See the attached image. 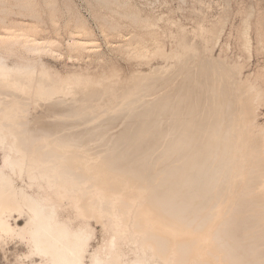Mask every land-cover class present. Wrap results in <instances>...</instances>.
Masks as SVG:
<instances>
[{"label": "rangeland", "instance_id": "rangeland-1", "mask_svg": "<svg viewBox=\"0 0 264 264\" xmlns=\"http://www.w3.org/2000/svg\"><path fill=\"white\" fill-rule=\"evenodd\" d=\"M0 56L7 59L9 65H24L30 61L40 71L42 69L49 71L51 75L49 80L53 79L49 82L47 77L36 75L37 84H44L46 87L49 86L47 83L51 82L50 86L60 84V81L63 83L73 76H79L84 81L87 78L88 82L85 81L87 84L83 82L84 86L72 87L69 99L58 95L44 103L39 112L42 119L36 116L39 124L37 132L41 134L44 128V136L41 134L38 137L42 138L40 139L42 142L39 139L29 141L28 134L33 132L32 125L36 119L33 118V115L34 117L36 115L33 112L34 102L25 97L26 95H17L5 89V86H2L3 89L0 86V98L3 109L15 105L9 111L8 120L16 119V124L21 129L19 138L24 136L23 138L27 140L25 142L23 138V140L20 139L22 141L20 144L32 147L34 145L32 142L37 143L41 147L42 161L47 168L45 169L56 176L60 173L62 179L66 178L64 180L69 186L77 185L79 193L82 192L79 194L80 199L82 198L80 204L85 206L83 208L88 216L85 221L94 233L90 241L91 254L104 251L108 242H112L116 256L120 257L118 264H123L136 258L137 250L141 245L139 243L145 242L147 245L153 242L156 253L160 252L157 250L160 248L158 246H162V249L165 245H167L166 253L170 252L173 246L175 251L178 250L176 254L179 257L175 256L173 264L177 261L176 264H183L187 259L189 263H192L194 259L195 264H264V0H0ZM162 109L163 112H161ZM42 111H45L43 112L45 115ZM42 114L46 117L50 116L49 119ZM129 128L132 130L135 128L133 131L137 130V133L130 131ZM203 128L207 130L204 131ZM122 133H126V138L129 136L131 138L124 141L126 143L130 140L126 143L130 144H128L129 148L126 145L125 151L122 140L126 138ZM183 135L185 136L183 144L178 142L183 145L182 149L175 143L180 149L176 148L175 151L176 146L173 143L183 138ZM187 135L189 138L186 141ZM197 135L203 139L196 137ZM117 136L122 144L120 149L117 147L119 144L116 140ZM192 136H195L196 142L197 138L201 140L197 144L198 147L194 145L195 140L190 143V139H194ZM106 137H111L108 139L113 142L110 143ZM154 137L157 141L159 138V142L164 137V145L158 142L160 144L158 148ZM171 140L175 141L172 143ZM205 141L211 143V145L209 143L210 146L207 144L211 157L207 154V146L202 145ZM170 142L174 147L167 145L171 144ZM69 143L72 145H70L71 148L67 146ZM64 145L69 149L64 148ZM78 145L80 148L76 150ZM138 145L143 150L138 148ZM148 145H151V148L154 146L155 150L152 151L158 154L149 151L152 154L150 158V155H147L149 152H146L150 149ZM107 146L113 147L110 149ZM134 146L142 154L146 153L148 159H145L147 156L143 154L146 157L140 160L141 152L138 149L132 150ZM116 147L118 151L123 150L122 153L115 152L118 158L121 155L119 159L125 157L124 155L131 150L132 157L130 153V156L123 160H126V163L130 161L131 167L134 160L139 158L135 163L139 164L140 160L141 164L134 163V166L137 168L140 166L138 169L141 168V171L137 168L138 171L136 169L134 172L128 171L129 164L124 163L123 160L120 161L114 155L113 148L116 149ZM59 148L61 152L58 151ZM81 148L86 150L87 157L91 156L89 157L91 159L84 157L86 152L84 153ZM134 152H139L140 155L138 153L134 155ZM70 154H72L71 161L70 157L66 158ZM198 156L200 159L207 156L208 161L206 162L203 158L205 164H201L202 167L199 169L201 171L192 175L190 172L185 174L183 179L185 184L179 187L182 195L178 192L176 195L178 198L175 200L176 196L174 197L175 205H178V202L181 207L186 206L183 212H176L179 205L175 211H172L171 204L159 207L157 200L154 199L155 203L150 200L153 196L150 193H156L154 195L157 196L159 192L157 190L161 188L160 179L165 182L170 176L168 172L170 169L172 171V168L176 169L180 166L185 172V168L191 165L190 160L193 161ZM144 159L147 161L145 162ZM200 159L199 163H202L203 160L200 162ZM72 161L76 163L72 164ZM195 162L198 163V161ZM101 164H104L102 168ZM116 164H121L122 168ZM125 164L127 166H124ZM96 165L98 168H94ZM147 165L153 167L148 169ZM108 166H110L109 169ZM56 169L58 174L51 172ZM105 169L108 170L105 171ZM142 169L147 171L143 172ZM99 170H103V173ZM104 172L106 177L102 176ZM116 172L119 174L117 175ZM137 172L141 176L148 173L145 176L147 179L139 178ZM212 172L215 174L213 177ZM39 173L37 172V176L34 175V177H38L37 180L40 181ZM130 174H136L134 175L136 178ZM154 174H157L154 177L160 180L158 183L157 180L152 179ZM28 178L30 177L25 174L20 184L26 187L31 183L34 184V180ZM52 178L54 181V177ZM202 178L205 180L201 181ZM121 179L124 180L120 181ZM37 180L32 191L38 193L48 188L46 179L42 177L39 183ZM144 185L145 187H142ZM109 186L112 191L115 186V190L112 192ZM93 188L95 189L92 190ZM156 188L158 189L155 190ZM143 189L146 195L145 202L136 204L132 198H137L135 196H138L139 190ZM151 189L153 191L150 192ZM98 190L105 196L104 200H100L101 203L96 193ZM179 194L186 198L185 201H182L183 198ZM115 196L120 199L113 200ZM155 196L153 197L156 198ZM87 199L89 201L83 204ZM112 201L118 203L113 206ZM144 207L146 209H143ZM155 207L156 210L159 209L158 212L154 209ZM74 209L73 206L65 205L63 213L72 219L73 226L77 227L85 221ZM117 209L119 210L116 211ZM155 212L159 214L156 215ZM94 213L99 215L100 219L90 217ZM110 213H113L112 218L113 215L114 218L117 214L120 217L122 215L121 218L119 217L122 222L124 221L123 223L120 221L122 230H118L120 227H114L119 218L112 219ZM160 214L165 220H161ZM151 218H155L154 224L148 222ZM20 224L23 225V222L21 221ZM116 229L117 232L123 231L122 235L116 233ZM177 230L182 231L177 239L173 240L172 235ZM136 243L139 244L137 250ZM28 249L14 242H8L4 248L0 246V264H31L30 261L36 264L41 263V257L38 256L33 257V260L25 258V255H28ZM113 261L116 259L113 258ZM90 262L89 258L88 263Z\"/></svg>", "mask_w": 264, "mask_h": 264}, {"label": "bare ground", "instance_id": "bare-ground-1", "mask_svg": "<svg viewBox=\"0 0 264 264\" xmlns=\"http://www.w3.org/2000/svg\"><path fill=\"white\" fill-rule=\"evenodd\" d=\"M199 5V4H198ZM204 29V28H203ZM204 31V30H203ZM206 32V31H205ZM204 33V32H203ZM185 38V37H184ZM182 40V39H181ZM180 42V41H179ZM186 45V44H185ZM183 46V45H182ZM184 47V46H183ZM8 51V50H7ZM9 52V51H8ZM13 53V52H12ZM176 53V52H175ZM14 54V53H13ZM16 56V55H15ZM207 57V56H206ZM182 58V57H181ZM172 59H174V58H172ZM180 60V59H179ZM192 60V59H191ZM18 61V60H17ZM22 61H23V59H22ZM24 62H26V61H24ZM186 67V66H185ZM41 68H43V67H41ZM45 68V67H44ZM183 68V67H182ZM166 70V69H165ZM53 71V70H52ZM38 74H40V75H42L43 77H47V81L49 82V81H52V80H49V79H51V75H50V73H49V71H46V69L44 70V69H42L41 71L37 68V66H35L34 64H31L30 63V61H28L27 62V64H24V65H16V64H14V65H9L8 63H7V59H5V58H3V57H1L0 56V86H1V88H2V86L4 87L5 86V89H9L10 91H13V92H15V93H17V95L18 94H20V95H23V96H25V97H27L29 100H31V102H34V106H33V109H34V111L33 112H35L36 113V115H35V117H34V115H33V118H36V116L38 115L39 116V112H40V110H41V108L44 106V103L47 101V100H49V99H52V98H54L55 96L57 97L58 95H60V96H65V98L66 97H68V99H69V95L72 93V87L73 86H78V87H81V86H84V84H83V82L84 83H86L85 81H87L86 79H85V81H84V79H82L81 77H79V76H73V77H68L69 79H67V80H63L64 82L63 83H61L62 81H60V84H56V85H52L51 84V86H50V83H47V85L49 84V86H44V84H42V85H40V84H37V81H36V75H38ZM180 74V73H179ZM40 75H38V76H40ZM72 76V75H71ZM220 76V75H219ZM225 77V76H224ZM38 79V78H37ZM42 79V78H41ZM221 80V79H220ZM226 80V79H225ZM40 81V80H39ZM222 81V80H221ZM57 82H59V80L57 81ZM56 82V83H57ZM88 82V81H87ZM42 83H44L43 81H42ZM83 84V85H82ZM87 84V83H86ZM101 84V83H100ZM227 84V83H226ZM103 86V85H102ZM105 86V85H104ZM103 86V87H104ZM108 86V85H107ZM97 87H98V85H97ZM109 87V86H108ZM183 87V86H182ZM107 88V87H106ZM3 89V88H2ZM1 89V90H2ZM93 89V88H92ZM226 89V88H225ZM105 91V90H104ZM183 91V90H182ZM5 93H6V90H5ZM14 94V93H13ZM113 94V93H112ZM111 94V95H112ZM171 94V93H170ZM12 95V94H11ZM10 95V96H11ZM19 95V96H20ZM180 95V94H179ZM206 95V94H205ZM214 95V94H213ZM4 96V95H3ZM18 96V97H19ZM8 97V96H7ZM6 97V98H7ZM16 97V96H15ZM72 97V96H71ZM164 97V96H163ZM5 98V97H4ZM4 98H3V100H4ZM5 98V99H6ZM11 98H12V96H11ZM20 98V97H19ZM172 98V97H171ZM185 98V97H184ZM229 98V97H228ZM10 98H8V100H9ZM57 99V98H56ZM67 99V100H68ZM138 99V98H137ZM202 100H203V97L201 98ZM20 100V99H19ZM64 100V99H63ZM71 100V99H70ZM15 101V100H14ZM173 101V100H172ZM183 101V100H182ZM200 101V100H199ZM214 101V100H213ZM226 101H227V99H226ZM18 102V101H17ZM48 102V101H47ZM162 102V101H161ZM166 102H168V101H166ZM224 102V101H223ZM7 103V102H6ZM21 103V102H20ZM67 103V102H66ZM124 103V102H123ZM159 103V102H158ZM164 103V102H163ZM236 103V102H235ZM13 104H15V102L13 103ZM212 104V103H211ZM226 104V103H225ZM20 105V104H19ZM47 105V104H46ZM45 105V106H46ZM199 105V104H198ZM2 106H3V102H2V99L0 98V246H2L3 248L6 246V244L9 242H14V243H19L20 245H23L24 247H27V248H29L28 250H29V252H28V255L26 254L25 255V258L26 259H31V260H33V257H36V256H38V257H41V260H42V262L41 263H39V264H89L88 263V260H89V258H90V260H91V262H90V264H118V261H119V255L118 256H116V253H115V246H114V244L112 243V242H108V246L106 247V248H104L105 250L104 251H102V252H96V253H90V241L92 240V238H93V231L91 230V228H90V225L89 224H87V222L85 221V220H87L86 218L88 217L86 214H85V211H84V208H83V206L80 204V201H81V199H80V197H79V194H81V193H79V189H78V187H77V185H72V186H69V184L67 183V182H65V180L64 179H66V178H64V179H62L63 177L61 176V175H59L57 172H58V170L56 169V170H54V171H51L52 173H56V174H58V176H56L55 174H51V173H49V171L48 170H46L47 168L46 167H44V165H45V163L42 161L43 159H42V153H41V147H39L38 145H37V143H34V142H32L34 145L32 146V147H30V146H23L22 144H20L22 141H20V139H22L23 137H22V135H21V137L22 138H19V136H20V134L21 133H19L20 132V126L18 125V124H16V119H12V121H10V120H8V116H9V111L12 109V108H14L15 107V105H11V106H8L7 108H5V109H3L2 108ZM5 106V105H4ZM49 106V105H48ZM122 106V105H121ZM165 106H167V104L165 105ZM168 106H169V103H168ZM179 106V105H178ZM53 107V106H52ZM158 107V106H157ZM230 107V106H229ZM237 107V106H236ZM20 108V107H19ZM51 108V107H50ZM206 108V107H205ZM44 109H47V108H45L44 107ZM43 109V110H44ZM55 109V108H54ZM166 109H167V107H166ZM165 109V110H166ZM176 109V108H175ZM223 109V108H222ZM225 109H226V107H225ZM228 109V108H227ZM115 110V109H114ZM159 110H160V108H159ZM190 110V109H189ZM188 110V111H189ZM213 110H215V109H213ZM50 111H52V110H50ZM151 111V110H150ZM164 110L162 109V111L161 112H163ZM181 111V110H180ZM194 111V110H193ZM192 111V112H193ZM228 111H230V110H228ZM43 112H45V111H42V113ZM176 112V111H175ZM34 113V114H35ZM79 113V112H78ZM182 113V112H181ZM197 113V112H196ZM223 113V112H222ZM44 114V113H43ZM42 114V115H43ZM227 114V113H226ZM41 115V116H42ZM45 115V114H44ZM43 115V116H44ZM104 115V114H103ZM192 115V114H191ZM26 116V115H25ZM42 116V117H43ZM54 116V115H53ZM52 116V117H53ZM150 116V115H149ZM187 116H188V114H187ZM211 116V115H210ZM217 116V115H216ZM44 117H46V116H44ZM43 117V118H44ZM48 117V119H49V117L50 116H47ZM46 117V118H47ZM146 117V116H145ZM155 117V116H154ZM157 117V116H156ZM159 117V116H158ZM180 117V116H179ZM194 117V116H193ZM221 117V116H220ZM12 118V117H11ZM39 118H40V116H39ZM116 118V117H115ZM144 118V117H143ZM147 118H149V117H147ZM162 118V117H161ZM211 118V117H210ZM215 118V117H214ZM19 119V118H18ZM40 119H42V118H40ZM54 119V118H53ZM141 119V118H140ZM144 119H146V118H144ZM217 119V118H216ZM34 120V119H33ZM59 120V119H58ZM142 120V119H141ZM186 120H187V118H186ZM223 120V119H222ZM39 121V120H38ZM42 121V120H41ZM50 121V120H49ZM54 121V120H53ZM93 121H95V120H93ZM194 121V120H193ZM202 121V120H201ZM218 121V120H217ZM225 121H227V120H225ZM131 122V121H130ZM182 122V121H181ZM187 122V121H186ZM205 122V121H204ZM207 122V121H206ZM237 122V121H236ZM19 123V122H18ZM51 123H53V122H51ZM158 123V122H157ZM201 123V122H200ZM41 124V123H40ZM46 124V123H45ZM62 124V123H61ZM101 124V123H100ZM128 124H130V123H128ZM134 124V123H133ZM144 124H145V122H144ZM148 124V123H147ZM170 124V123H169ZM175 124V123H174ZM186 123H184V125H185ZM208 124V123H207ZM219 124H220V121H219ZM219 124H217V125H219ZM229 124V123H228ZM52 125V124H51ZM132 125V124H131ZM141 125H143V124H141ZM171 125H172V123H171ZM177 125H179L178 123H177ZM183 125V126H184ZM192 125H194V124H192ZM227 125V124H226ZM33 132L31 133L30 131H32L31 129H30V134H28L29 136V138H27V139H29V141L30 140H32V141H36V139H39V141H41L40 139H42V138H38V137H40V135L42 134V136H44V128L42 129V131H41V134L39 133V132H37V130L39 129V124H38V122H37V118L34 120V123H33ZM47 126V125H46ZM49 126V125H48ZM128 126V125H127ZM137 126V125H136ZM136 126H134V127H136ZM175 126V125H174ZM180 126V125H179ZM179 126H177V127H179ZM197 126H199V125H197ZM221 126V125H220ZM224 126V125H223ZM131 127V126H130ZM143 127V126H142ZM156 127V126H155ZM168 127V126H167ZM182 127V126H181ZM192 127V126H191ZM190 127V128H191ZM205 127V126H204ZM215 127H216V125H215ZM219 127V126H218ZM234 127V126H233ZM60 128V127H59ZM170 128V127H169ZM172 128H175V127H172ZM226 128V127H225ZM135 128H133V130H134ZM137 129V128H136ZM146 129V128H145ZM151 128H149V130H150ZM180 129V128H179ZM188 129V128H187ZM216 129V128H215ZM224 129V128H223ZM231 129V128H230ZM23 130V129H22ZM77 130V129H76ZM126 130H128V129H126ZM129 130L130 131H133L132 130V128L130 129L129 128ZM153 130V129H152ZM159 130V129H158ZM174 130V129H173ZM203 130H204V128H203ZM205 130H207V129H205ZM204 130V131H205ZM58 131V130H57ZM123 131H125V129L123 130ZM140 130H138V132H139ZM142 132H143V128H142V130H141ZM140 131V133H142ZM168 131V130H167ZM170 131V130H169ZM172 131V130H171ZM179 131V130H178ZM181 131V130H180ZM179 131V132H180ZM187 131V130H186ZM217 131V130H216ZM223 131V130H222ZM133 132H136L137 133V130H135V131H133ZM148 132V131H147ZM152 132V131H151ZM178 132V133H179ZM210 132V131H209ZM227 132V131H226ZM230 131H228V133H229ZM56 133V132H55ZM129 132H127V134H128ZM132 133V132H131ZM135 133V134H136ZM145 133V132H144ZM191 133V132H190ZM121 134V133H120ZM123 135H124V138H126L127 136H126V133L124 134V133H122ZM132 134H134V133H132ZM134 134V135H135ZM139 134V133H138ZM150 134V133H149ZM155 134V133H154ZM158 134V133H157ZM184 134V133H183ZM186 134V133H185ZM184 134V135H185ZM194 134H195V131H194ZM205 134V133H204ZM207 134V133H206ZM46 135H48V133L46 134ZM101 135V134H100ZM106 135V134H105ZM118 135H119V133H118ZM122 135V136H123ZM129 135H131L130 133H129ZM153 135V134H152ZM152 135H151V137H152ZM161 135V134H160ZM168 135V134H167ZM173 135V134H172ZM183 135V138L181 139H179V141H176V142H174V141H172L171 140V142L175 145V143H177L178 144V142L179 143H182L183 144V140L185 139V136ZM213 135V134H212ZM236 135H239V134H236ZM27 135H25V137H26ZM74 136V135H73ZM121 136V135H120ZM126 136V137H125ZM174 136V135H173ZM188 136V135H187ZM189 136H191L190 134H189ZM189 136L188 137H186L187 139H186V141L188 140V138H189ZM224 136V135H223ZM231 136V135H230ZM64 137V136H63ZM66 137V136H65ZM131 137H132V135H131ZM148 137V136H147ZM160 137V136H159ZM168 137V136H167ZM172 137V136H171ZM192 137H194V139H190V143H191V141H193V140H195V136H192ZM191 137V138H192ZM196 137H199L198 135L196 136ZM201 137V136H200ZM199 137V138H200ZM212 137V136H211ZM221 137V136H220ZM47 138V137H46ZM100 138V137H99ZM107 138V137H106ZM108 138H111V137H108ZM107 138V139H108ZM118 138H119V136H117L116 137V140L119 142V140H118ZM144 138V137H143ZM199 138H197V142H196V140L195 141H193V142H196V144H194V145H196L197 147H198V145L197 144H199L198 142L199 141H201L203 138L201 137L200 139ZM205 138V137H204ZM217 138V137H216ZM222 138V137H221ZM24 139V138H23ZM22 139V140H23ZM26 139V138H25ZM24 139V141L26 142L27 140H25ZM76 139V138H75ZM127 139H131L130 138V136H129V138H126L125 140L123 139L122 140V138H121V140L123 141V146H125L123 149H124V151L126 150L125 148H126V145H127V147H128V144H130V143H128V144H126L127 142H129L130 140H128L126 143L124 142V141H126ZM137 139V138H136ZM151 139V138H150ZM154 140H156V138L154 137L153 138ZM158 139V141H157V147L162 143H164L163 142V140H164V137H163V140L162 141H160L159 142V138H157ZM169 139V138H168ZM207 139L208 140H210L208 137H207ZM206 139V140H207ZM227 139V138H226ZM231 139H232V137H231ZM103 140V139H102ZM105 140V139H104ZM109 140V139H108ZM120 140V141H121ZM135 140V139H134ZM145 140V139H144ZM207 140V141H208ZM222 140V139H221ZM28 141V142H29ZM39 141H38V143H39ZM45 141H46V139H45ZM45 141H43V143L45 142ZM69 141V140H68ZM110 141V140H109ZM114 141H115V138H114ZM137 141V140H136ZM153 142V140H150V142ZM155 141V142H156ZM169 141V140H168ZM180 141H182V142H180ZM207 141H205L202 145L204 146V147H206L207 146V144L209 145V143H210V141L209 142H207ZM31 142V141H30ZM42 142V141H41ZM50 142V141H49ZM61 142V141H60ZM65 142V141H64ZM64 142H63V144H64ZM72 142V141H71ZM103 142H105V141H103ZM107 142V141H106ZM105 142V143H106ZM112 142H113V140H112ZM111 141H110V143H112ZM158 142L160 143V144H158ZM170 142V143H171ZM226 142V141H225ZM228 142H230V141H228ZM53 143V142H52ZM109 143V142H108ZM122 143V142H121ZM136 143V142H135ZM167 143V142H166ZM172 143L171 144H167V145H172ZM188 144H189V142H187ZM224 143V142H223ZM223 143H222V145H223ZM235 143V142H234ZM25 144H29V143H25ZM41 144V143H40ZM54 144V143H53ZM75 144V143H74ZM119 144H120V142H119ZM119 144H118V148L119 147H121L122 146V144H120V146H119ZM148 144V143H147ZM146 144V145H147ZM161 144V145H162ZM180 145V144H178V146L180 147V149H182V146L183 145ZM201 144H200V146H201ZM62 145V144H61ZM61 145H59V147L60 148H62L61 147ZM69 145V148H71L70 147V145H71V143H69V144H67V146ZM109 145H111V144H109ZM113 145H114V143H113ZM117 145V144H116ZM131 145H133V144H131ZM143 145V144H142ZM141 145V146H142ZM145 145V144H144ZM145 145V146H146ZM154 146H155V144H153ZM164 145V144H163ZM174 145H172L173 147H174ZM187 145V144H186ZM206 145V146H205ZM210 145H211V143H210ZM209 145V146H210ZM235 145V144H234ZM52 146V145H51ZM65 146V145H64ZM72 146V145H71ZM115 146V145H114ZM154 146H152V148H151V145H148V147L151 149H148V151H146V152H151L152 150H155V147ZM176 147H174L175 148V151H176V148H177V150H180L179 149V147H177V145H175ZM196 146H194V148L196 147ZM202 146V147H203ZM209 146H207V148H208V150H209ZM228 146V145H227ZM55 147V146H54ZM58 146H56V148H57ZM75 147V146H74ZM74 147H72V148H74ZM102 147V146H101ZM108 148H110V149H112V147H110V146H107ZM116 147V149H117V151H115L116 149H114L113 148V151H114V155H115V152H116V154L118 153V152H123V150H121V151H118L119 149ZM136 146H134L133 148H132V150L133 149H138L140 146L138 145L136 148H135ZM142 147H144V146H142ZM189 147V146H188ZM192 147V146H191ZM58 149V151L59 150H61V149ZM64 148H66V146L64 147ZM68 148V147H67ZM66 148V149H67ZM68 148V149H69ZM80 147H79V145H78V148H76V150L77 149H79ZM106 148V147H105ZM129 148V147H128ZM154 148V149H153ZM159 148V147H158ZM162 148V147H161ZM160 148V149H161ZM187 148V147H186ZM186 148H185V150H186ZM193 148V147H192ZM200 148V147H199ZM207 148H204V150L206 149L207 150ZM220 148H221V146H220ZM75 149V148H74ZM74 149H72V151L74 150ZM110 149H108V150H110ZM140 149H141V147H140ZM145 149V148H144ZM211 149V148H210ZM213 149V148H212ZM57 150V149H56ZM81 150H82V148H81ZM80 150V151H81ZM107 150V149H106ZM129 150V149H128ZM139 150V149H138ZM141 150H143V148L141 149ZM145 150H147V149H145ZM144 150V151H145ZM203 150V149H202ZM207 150V154L209 155V153L211 152L210 150L208 151ZM216 150H218V149H216ZM222 150V149H221ZM224 150H226L225 148H224ZM233 150V149H232ZM64 151V150H63ZM75 151V150H74ZM82 151H84V153L86 152V150H82ZM129 151H131V150H129ZM127 152V155H124L125 157H129L130 156V153H131V157H132V151L131 152ZM136 151V150H135ZM140 151V150H139ZM170 151V150H169ZM213 151V150H212ZM234 151V150H233ZM59 152H61V151H59ZM68 151L66 150V153H67ZM76 152V151H75ZM141 152V151H140ZM147 153V155H150V158H151V153ZM65 153V154H66ZM69 153H71V152H69ZM81 153V152H80ZM89 153V152H88ZM107 153V152H106ZM110 153V152H109ZM109 153L107 154V155H109ZM113 153V152H112ZM120 153V154H121ZM125 153V152H124ZM139 154L140 155V153L139 152H134V155L135 154ZM152 153H155L154 151H152ZM157 153V152H156ZM155 153V154H156ZM215 153V152H214ZM79 154V153H78ZM77 154V155H78ZM93 154V153H92ZM111 154V153H110ZM143 154L144 155H146V153H144L143 152ZM142 154V152H141V156H139V158H140V160H142L143 159V157L145 158L146 156H144ZM158 154V153H157ZM192 154V153H191ZM205 154V153H204ZM206 154V155H207ZM211 154V153H210ZM241 154V153H240ZM64 155V154H63ZM81 155V154H80ZM82 155H83V153H82ZM94 155V154H93ZM113 155V154H112ZM112 155H111V157H112ZM113 155V156H114ZM119 155V154H118ZM133 155V156H134ZM176 155V154H175ZM202 155V154H201ZM45 156V155H44ZM72 156V154H70V156H68V157H66V158H68L69 159V157H70V161H71V157ZM88 156H89V154H88ZM116 156V155H115ZM123 156V155H122ZM138 156H136V158L138 157ZM160 156H162V155H160ZM183 157H184V154L182 155ZM182 156H180V157H182ZM210 156V155H209ZM49 157V156H48ZM62 157V156H61ZM78 157V156H77ZM84 157H87V152H86V156H85V154H84ZM89 157H91V156H89ZM89 157H87L88 158V160L89 159H91V158H89ZM110 157V158H111ZM117 157V156H116ZM125 157H122V159H119V158H121V155L119 156V160L121 161V160H123V158H125ZM154 157V156H153ZM167 157V156H166ZM182 157V158H183ZM193 157V156H192ZM202 157V156H201ZM206 157L207 156H205V157H202V159H200V157L198 156V158H196V159H194L193 161H194V163H193V161H191L190 160V167L189 168H185V172L184 171H182L183 169H182V167H180V166H177V168L175 169V167H174V169L172 168V171H171V169H170V171H168L169 172V174H170V176L166 179V178H164V179H166V181L165 182H163L164 180L163 179H160L161 180V182L159 183V185L161 184L162 185V183H163V185L161 186L160 185V187L161 188H159V190H157L158 188H156L155 190H157V191H159V192H157V196H155L154 194H156V193H154V194H152V193H150V195H153V196H155L156 198H154L153 196V199H151L152 197H150V200H153L154 201V203H155V200H157L156 202H157V205L159 206V207H163V206H169L170 204H171V210L172 211H175V209L176 208H178L180 205H179V203L177 202V204L179 205H175V202L176 201H174V197L176 196V195H178V192L180 193V191H179V187L180 186H182V185H184L185 184V182H184V177H185V174L187 175V173L188 172H190V174L192 175V174H195V173H197L198 171H201V170H199L200 169V167H202L201 166V164H205V160H206ZM211 157V156H210ZM210 157H209V159H210ZM227 157V156H226ZM241 157V156H240ZM247 157V156H246ZM64 158V157H63ZM81 158V157H80ZM94 158V157H93ZM117 158H115V159H117ZM138 158V159H139ZM159 158V157H158ZM186 157H184L183 159H185ZM203 158L205 159V160H203ZM208 158V157H207ZM228 158V157H227ZM60 159V158H59ZM65 159V158H64ZM79 159V158H78ZM134 158H132V160H133ZM137 159V160H138ZM145 159H148V156L145 158ZM144 159V160H145ZM183 159H181L180 158V160H183ZM189 159V158H188ZM199 159H200V162H202V160H203V162L202 163H199ZM73 160L75 161V159L73 158ZM82 160H84L83 158H82ZM130 160V159H129ZM136 160V159H135ZM134 160V162H133V165H131V167H130V161H127V163L129 164V166L127 167V170L128 171H132V172H134L135 171V169L137 168V166H134V163L135 162H137V160L135 161ZM140 160L138 161V163L139 164H137V163H135V165L137 164V165H140L141 164V162H140ZM160 160L162 161V159L160 158ZM229 160V159H228ZM232 160V159H231ZM246 160V159H245ZM54 161V160H53ZM84 161H86V160H84ZM115 161V160H114ZM114 161H112L113 163H114ZM120 161H119V163H120ZM126 161V160H125ZM124 160H123V162L124 163H126ZM147 160H145V162H146ZM195 161H198V163H196ZM208 161V159L206 160V162ZM221 161H223L222 160V158H221ZM52 162V161H51ZM73 162V161H72ZM79 162V161H78ZM77 162V163H78ZM88 162V161H87ZM86 162V163H87ZM91 162H93L94 163V161H91ZM101 162V161H100ZM104 162V161H103ZM107 162V161H106ZM111 162V163H112ZM115 162H118V160L117 161H115ZM155 162H157V161H155ZM76 163V162H75ZM74 162L72 163V164H75ZM110 163V166L113 164H111ZM126 163V164H127ZM148 163V162H147ZM162 163V162H161ZM196 163V164H195ZM84 164V163H83ZM92 164V163H91ZM115 164V163H114ZM124 165V166H127V165ZM149 164V163H148ZM198 164H200V166H197ZM208 164H209V162H208ZM58 165V164H57ZM117 166L118 165H120L121 166V168H122V165L121 164H116ZM115 165V166H116ZM143 165H145V167H146V164L143 162ZM104 166V164H101V168ZM110 166H108V169L110 168ZM116 166V167H117ZM150 166V165H149ZM148 165H147V168L149 169V168H152V167H149ZM157 166V165H156ZM204 166V165H203ZM211 166V165H210ZM88 167V166H87ZM92 167V166H91ZM106 167V166H105ZM140 166H138V168H139ZM143 167V166H142ZM144 167V168H145ZM178 167H179V169H178ZM39 168H41L42 169V171H40L41 169H39ZM46 168V169H45ZM49 168V167H48ZM94 168H98L97 167V165H96V167H94ZM100 167H99V169H101ZM107 168V167H106ZM137 168V169H138ZM147 168H145V169H147ZM157 168V167H156ZM208 168H210V167H208ZM52 168H50V170H51ZM63 169V168H62ZM91 169V168H90ZM107 169V170H108ZM116 169V168H115ZM126 168H124V170H125ZM136 169V170H137ZM141 169V168H140ZM140 169H138V170H140ZM144 169V170H145ZM147 169V170H148ZM178 169V170H177ZM181 169V170H180ZM39 170V171H38ZM43 170H46V171H43ZM53 170V169H52ZM88 170V169H87ZM106 169H105V171H107ZM117 170V169H116ZM118 170H119V168H118ZM137 170V171H138ZM143 170V169H142ZM144 170H143V172H144ZM147 170H145V172L147 171ZM151 170H153V169H151ZM151 170H149V171H151ZM174 170H177L178 171V173H177V171L176 172H174ZM237 170V169H236ZM48 171V172H47ZM97 171H98V169H97ZM99 171H103V170H99ZM110 171V170H109ZM112 171H113V169H112ZM111 171V172H112ZM127 171V172H128ZM141 171V170H140ZM187 171V172H186ZM196 171V172H195ZM209 171V170H208ZM238 171V170H237ZM37 172H40L39 173V175H41V179H42V177H43V179H46L47 181H48V188H45V189H43V191H41V192H38V193H36L35 191H32V188H34L33 186H34V184H35V181L38 179V177H34V175L35 176H37L36 174H37ZM96 172V171H95ZM113 172H115V171H113ZM112 172V173H113ZM119 172V171H118ZM118 172H116L117 173V175L119 174ZM124 172V171H123ZM152 172V171H151ZM168 172H167V174H168ZM228 172V171H227ZM46 173H48V174H46ZM86 173V172H85ZM88 173V172H87ZM103 173V172H102ZM105 173V172H104ZM108 173V172H107ZM115 173V174H116ZM121 173V172H120ZM129 173V172H128ZM136 173V172H135ZM138 173V172H137ZM164 173H166V172H164ZM201 173V172H200ZM240 173V172H239ZM28 175L31 179H33L34 180V184H29V186H24L23 184H20V181H23V178H24V175ZM65 174H66V172H65ZM98 174V173H97ZM109 174V173H108ZM140 174H141V172H140ZM145 174V173H144ZM148 174V173H147ZM147 174H145V176L147 175ZM166 174V175H167ZM168 174V175H169ZM203 174V173H202ZM235 174V173H234ZM130 175H132V174H130ZM134 175H136V174H134ZM134 175H132V176H134ZM137 175H139V173L137 174ZM155 175H157V174H154V175H152L153 177L155 176ZM164 175V174H163ZM167 175V176H168ZM215 174H213V172H212V177L214 176ZM102 176H107L106 175V173L105 174H103ZM110 176H111V174H110ZM145 176H141V175H139L138 177L140 178H144ZM166 176V177H167ZM210 176V178H212ZM232 176V175H231ZM52 177H54V181H52ZM100 177V176H99ZM135 177V176H134ZM148 177H150L149 175H148ZM164 177H165V175H164ZM187 177H189V175L187 176ZM206 177V176H205ZM209 177V176H208ZM238 177V176H237ZM30 178H28V179H30ZM69 178V177H68ZM97 178V177H96ZM110 178V177H109ZM114 178H116V177H114ZM118 178V177H117ZM136 178V177H135ZM134 178V179H135ZM146 179H147V177H145ZM151 178V177H150ZM200 178V177H199ZM230 178V177H229ZM30 179V180H31ZM41 179H40V181H41ZM99 179V178H98ZM111 179H112V177H111ZM111 179H110V181H111ZM153 180H157L155 177L154 178H152ZM151 179V181L153 182V180ZM192 179V178H191ZM207 179V178H206ZM223 179V178H222ZM46 180L44 181L43 180V182H46ZM56 180V181H55ZM75 180V179H74ZM104 180H106L105 178H104ZM103 180V181H104ZM122 180H124V179H121L120 181H122ZM159 179L157 180V183L160 181ZM163 180V181H162ZM203 180H205V179H201V181H203ZM209 180V179H208ZM39 180H37V182H38ZM39 181V182H40ZM70 181V180H69ZM72 181V180H71ZM107 181H108V179H107ZM109 181V182H110ZM119 181V182H120ZM144 181V180H143ZM142 181V182H143ZM196 181V180H195ZM237 181V180H236ZM32 182V181H31ZM38 182V183H39ZM97 182H99V181H97ZM204 182H206V181H204ZM24 183V182H23ZM37 183V184H38ZM47 183V182H46ZM101 183V182H100ZM105 183H107V182H105ZM121 183V182H120ZM127 183H130L129 181H127ZM134 183V182H133ZM150 183V182H149ZM192 183H194V182H192ZM74 184V183H73ZM102 184V183H101ZM103 184H104V182H103ZM113 184V183H112ZM123 184V183H122ZM145 184V183H144ZM198 183H196V185H197ZM233 184V183H232ZM237 184V183H236ZM240 184V183H239ZM31 185V186H30ZM109 185V184H108ZM124 185H126V184H124ZM147 185H150V184H148L147 183ZM158 185V186H159ZM40 186V185H39ZM112 186V185H111ZM118 186H119V184H118ZM128 186H129V184H128ZM193 186V185H192ZM239 186V185H238ZM96 187V186H95ZM121 187V186H120ZM123 187V186H122ZM142 187H145V185L144 186H142ZM147 187V186H146ZM39 188H41V187H39ZM100 188V187H99ZM105 188V187H104ZM111 187L109 186V189H110ZM135 188V187H134ZM141 188V187H140ZM140 188H137V189H140ZM147 188H151V186H149V187H147ZM228 188H229V186H228ZM238 188V187H237ZM236 188V189H237ZM95 188H93L92 190H94ZM113 189V188H112ZM117 189H118V191H119V188L117 187ZM131 189V188H130ZM178 189V190H177ZM40 190H42V189H40ZM102 190V189H101ZM111 190V189H110ZM115 190V186H114V189H113V191ZM125 190V189H124ZM133 190V189H132ZM211 190V189H210ZM104 191V190H103ZM112 191V190H111ZM112 191V192H113ZM145 191H146V189H145ZM151 191H153L152 189L150 190V192ZM233 191V190H232ZM115 192H117V191H115ZM131 192V191H130ZM129 192V193H130ZM135 192V191H134ZM137 192V191H136ZM135 192V193H136ZM147 192V191H146ZM163 192V193H162ZM96 193L98 194V201H100V200H104V193H102V191H100V190H98V192L96 191ZM120 193V192H119ZM127 193V192H126ZM176 193V194H175ZM226 193V192H225ZM96 194V195H97ZM107 194H108V192H107ZM111 194V193H110ZM114 194V193H113ZM117 194V193H116ZM145 193H144V189L143 190H139V192H138V196H135V194H134V196L135 197H137V198H132L133 199V202H135L136 204L137 203H139V202H145V197H146V195H144ZM147 194L149 195V192H147ZM181 194V193H180ZM180 194H179V196H180ZM223 194V193H222ZM241 193H239V195H240ZM128 195V194H127ZM126 195V196H127ZM130 195H131V193H130ZM182 195V194H181ZM219 195V194H218ZM228 195V194H227ZM226 195V196H227ZM81 196V195H80ZM92 196H94V195H92ZM91 196V197H92ZM225 196V195H224ZM88 197V196H87ZM127 197H129V196H127ZM132 197V196H131ZM181 197V196H180ZM189 197V196H188ZM95 198H96V196H95ZM118 196H115V197H113L112 199L113 200H118ZM176 198H178L177 196L175 197V200H176ZM181 198H183V197H181ZM181 198H179V199H181ZM227 198V197H226ZM235 198V197H234ZM83 199H85V198H83ZM120 199V198H119ZM155 199V200H154ZM184 199H186V198H183L182 199V201L184 200ZM230 199V198H229ZM91 200H93V199H91ZM116 200V201H117ZM147 200V199H146ZM149 200V199H148ZM202 200V199H201ZM87 201H89L88 199L87 200H84V202H83V204L84 203H87ZM96 201V200H95ZM120 201V200H119ZM153 201H151V202H153ZM185 201V200H184ZM92 202V201H91ZM89 204H90V202H88ZM93 203V202H92ZM100 203H101V201H100ZM111 203V202H110ZM112 203H113V206H114V204H117V203H115V201L113 202L112 201ZM235 203V202H234ZM153 204V203H152ZM151 204V205H152ZM65 205H70V206H73V208H75L74 210H77V213H79V216L81 217V219L83 220L84 219V221L85 222H82V223H80L77 227H74L73 226V221H72V219H70V218H68V217H66V215L63 213V210H64V207H65ZM94 205V204H93ZM130 205V204H129ZM139 205V204H138ZM141 205V208H142V204H140ZM148 205H150V203L148 204ZM117 206V205H116ZM200 206V205H199ZM234 206V205H233ZM85 207V206H84ZM88 207H90V205L88 206ZM99 207V206H98ZM139 207V206H138ZM151 207V206H150ZM154 207V206H153ZM185 207L186 206H180L179 207V209H180V211H179V209H176V212H183L184 210L183 209H185ZM246 207V206H245ZM97 208V207H96ZM115 208V207H114ZM152 208V207H151ZM174 210H173V209ZM182 208V209H181ZM193 208V207H192ZM247 208V207H246ZM113 209V208H112ZM116 209V208H115ZM143 209H146L145 207L143 208ZM155 210H156V207L154 208ZM96 210V209H95ZM119 209H117L116 211H118ZM103 212H104V210H102ZM113 212H114V210H112ZM115 211V212H116ZM150 211V210H149ZM154 211V210H153ZM157 212L159 211V209L158 210H156ZM233 211H234V208H233ZM109 212V211H108ZM114 212V213H115ZM143 212H145V211H143ZM242 212V211H241ZM106 213V212H105ZM99 214V213H98ZM100 214H101V212H100ZM113 214V213H112ZM112 214L110 213L109 215L111 216V218H112ZM146 214V213H145ZM149 214H150V212H149ZM154 214V213H153ZM155 214H156V212H155ZM159 214V213H158ZM158 214H156V215H158ZM200 214V213H199ZM222 214V213H221ZM232 214V213H231ZM91 215V214H90ZM103 215V214H102ZM107 215H108V213H107ZM107 215H106V217H107ZM116 215V214H115ZM147 215V214H146ZM145 215V216H146ZM209 215V214H208ZM237 215H238V213H237ZM78 216V217H79ZM101 216V215H100ZM104 216V215H103ZM160 217H161V220L162 219H164V218H162L163 216H161V214L159 215ZM192 216V215H191ZM242 216V215H241ZM79 217V218H80ZM90 217H94V218H97V219H100V218H98L99 217V215H97V214H92ZM117 217L119 218L120 217V215H116V217L114 218V215H113V218L114 219H117ZM121 217H122V215H121ZM120 217V218H121ZM135 217V216H134ZM139 217H140V215H139ZM149 217H151V216H149ZM153 217V216H152ZM160 217H157L158 219H160ZM210 217V216H209ZM212 217V216H211ZM217 217V216H216ZM110 218V217H109ZM112 218V219H113ZM119 218V220L117 221V222H115V221H113V222H115L116 223V225L114 226V227H116V228H118V227H120L118 230H122L121 229V226H120V224H122L123 222L121 221V219ZM141 218V217H140ZM148 218V217H147ZM208 218V217H207ZM226 218V217H225ZM142 219V218H141ZM155 219V218H154ZM154 219H149L148 220V222L149 223H153L154 224V222H155V220ZM101 220H102V218H101ZM109 220H111V219H109ZM165 220V219H164ZM23 222V225H21L20 224V222ZM105 221V220H104ZM122 223H121V222ZM160 221V220H159ZM246 221V220H245ZM100 222V221H99ZM110 222V221H109ZM171 222V221H170ZM174 222V221H173ZM212 222V221H211ZM148 223V224H149ZM162 223V222H161ZM160 223V224H161ZM235 223V222H234ZM246 223V222H245ZM110 224H113V223H111L110 222ZM153 224H150L151 226H153ZM165 224V223H164ZM168 224V223H167ZM173 225V223H170V225ZM177 224V223H176ZM222 224V223H221ZM233 224V223H232ZM126 225V224H125ZM139 225V224H138ZM149 225V226H150ZM216 225V224H215ZM124 226V225H123ZM123 226H122V228H123ZM127 226V225H126ZM150 226V227H151ZM158 226V225H157ZM165 226V225H164ZM163 226V227H164ZM175 226V225H174ZM177 226H178V224H177ZM210 226V225H209ZM113 227V228H114ZM129 227V226H128ZM166 227V226H165ZM137 228V227H136ZM157 228V227H156ZM160 228V227H159ZM199 228V227H198ZM128 229V228H127ZM126 229V230H127ZM139 229H141V228H139ZM150 229V228H149ZM181 229V228H180ZM238 229V228H237ZM115 229H113V232H115L114 231ZM123 230H125V228H123ZM135 230H137V229H135ZM163 230V229H162ZM169 230V229H168ZM183 230V229H182ZM181 230V231H182ZM192 230V229H191ZM198 230V229H197ZM232 230V229H231ZM158 231V230H157ZM181 231L179 230H177V231H175L174 233H173V231H172V233H173V240H176L177 239V237H178V235L181 233ZM234 231V230H233ZM123 231H119V232H117V229H116V233H122ZM169 232V231H168ZM184 232V231H183ZM165 233V232H164ZM201 233V232H200ZM226 233V232H225ZM125 234V233H124ZM140 234V233H139ZM162 234V233H161ZM168 234V233H167ZM114 235H115V233H114ZM122 235V234H121ZM126 235V234H125ZM135 235V234H134ZM137 235V234H136ZM116 236V235H115ZM132 236H133V233H132ZM137 236H139V235H137ZM143 236V235H142ZM168 236H169V234H168ZM171 236V235H170ZM231 236V235H230ZM121 237V236H120ZM135 237V236H134ZM207 237V236H206ZM139 238H140V236H139ZM154 238V237H153ZM161 238V237H160ZM220 238V237H219ZM224 238V237H223ZM143 239V238H142ZM151 239H152V237H151ZM159 239V238H158ZM196 239V238H195ZM229 239V238H228ZM153 240H156V242L158 241L157 239H153ZM161 240V239H160ZM172 240V239H171ZM230 240V239H229ZM164 241V240H163ZM170 241V240H169ZM200 241V240H199ZM107 242V241H106ZM130 242H132V241H130ZM159 242V241H158ZM176 242V241H175ZM194 242V241H193ZM232 242V241H231ZM153 243V242H152ZM152 243H148L147 245H145V242H143V243H139V244H141L140 245V247H139V249H138V243H136V250H137V252L138 253H136L137 254V256H136V258L134 259V260H129V261H126V262H124L123 264H173V261L175 260V256L177 255V257H179L178 256V254H176V252L178 251V250H176L175 251V248H173L172 247V250H170V252L169 251H167L168 253H166V250H167V245H165L164 246V248H162L161 249V247L162 246H158V247H160L159 249H157V250H160V252L159 253H156V251H155V245L154 244H152ZM171 243V242H170ZM206 243V242H205ZM245 243V242H244ZM129 244H131V243H129ZM158 244V243H157ZM165 244H167V243H165ZM191 244V243H190ZM159 245V244H158ZM184 245V244H183ZM200 245V244H199ZM210 245V244H209ZM224 245V244H223ZM157 246V245H156ZM176 246V245H175ZM196 246V245H195ZM208 246V245H207ZM226 246V245H225ZM195 248V247H194ZM169 250V249H168ZM212 250V249H211ZM196 251V250H195ZM206 251V250H205ZM213 251V250H212ZM214 251H216V250H214ZM217 252V251H216ZM227 252V251H226ZM235 252V251H234ZM135 253V252H134ZM191 253V252H190ZM196 254V253H195ZM201 254V253H200ZM212 254V253H211ZM230 254V253H229ZM233 254V253H232ZM237 254V253H236ZM192 255V254H191ZM264 255V254H263ZM193 256V255H192ZM195 256V255H194ZM200 256V255H199ZM198 256V257H199ZM237 256V255H236ZM116 257V258H115ZM232 258H233V256H231ZM238 257H239V255H238ZM243 257V256H242ZM113 258L114 259H116V261H113ZM194 258H196V257H194ZM217 258V257H216ZM242 259V258H241ZM23 260V259H22ZM36 260V259H35ZM177 260V259H176ZM178 260H180V259H178ZM182 260V259H181ZM190 260V259H189ZM198 260V259H197ZM187 261H188V259H187ZM187 261L186 262H184L183 264H192L193 262H194V259L192 260L193 262L192 263H189V261H188V263H187ZM191 261V260H190ZM217 261V260H216ZM238 261V260H237ZM31 262V264H36L34 261H30ZM178 262V261H177ZM177 262H174V264H176ZM181 262V261H180ZM183 262V261H182ZM215 262V261H214ZM253 262V261H252ZM24 263V262H23ZM248 263V262H247ZM29 264V263H28ZM179 264V263H178ZM194 264H195V262H194ZM197 264V263H196ZM207 264V263H206Z\"/></svg>", "mask_w": 264, "mask_h": 264}]
</instances>
